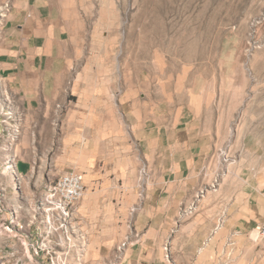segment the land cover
Returning <instances> with one entry per match:
<instances>
[{
    "label": "crops",
    "instance_id": "1",
    "mask_svg": "<svg viewBox=\"0 0 264 264\" xmlns=\"http://www.w3.org/2000/svg\"><path fill=\"white\" fill-rule=\"evenodd\" d=\"M10 4L0 81L21 116L16 169L29 177L35 162L48 164L49 183L83 175L75 219L85 264L111 261L127 240L121 264H164L166 245L195 264H264L253 233L264 217V80L234 125L239 81L223 72L235 68L231 47L219 75L160 65L134 31L109 28L103 14L90 20L71 0ZM215 156L236 160L224 188L197 201L218 177Z\"/></svg>",
    "mask_w": 264,
    "mask_h": 264
},
{
    "label": "rangeland",
    "instance_id": "2",
    "mask_svg": "<svg viewBox=\"0 0 264 264\" xmlns=\"http://www.w3.org/2000/svg\"><path fill=\"white\" fill-rule=\"evenodd\" d=\"M10 7V0H0V39ZM79 7L87 9L85 17L90 20L97 22L99 15L103 14L104 24L109 28L116 27L127 33L134 31L133 35L137 39L141 37L144 46L153 48L152 53L157 54L160 65L168 62L177 67L203 66L219 75L222 62L227 60L225 50L231 47L235 68L227 73L223 68V72L224 76H230L233 72L239 81V109L234 125L245 124L248 105L252 110L253 100L261 98L264 80V0H71L70 8ZM4 112L9 115L3 116ZM20 120L18 102L6 101L4 86L0 81V201L6 216L13 207L23 208L31 201L37 202L52 178L50 166L39 162L32 165L29 177L3 170L11 162L16 168L18 155L13 148L21 135ZM235 160L236 157L231 159ZM231 161L214 157L213 165L218 170V177L213 176L212 181L203 187L205 195H214L217 189L224 188V173L233 168ZM214 181L215 189H212ZM229 184L227 181L226 185ZM203 197L199 194L196 200H203ZM126 242L123 244L125 248ZM167 248V258L163 252L164 264H195L196 260L183 251L182 245L176 246L174 252H170L169 245ZM82 256L71 259L70 264H85ZM249 260H246V264ZM115 261L121 264L122 258L105 263L95 260V264Z\"/></svg>",
    "mask_w": 264,
    "mask_h": 264
},
{
    "label": "built area",
    "instance_id": "3",
    "mask_svg": "<svg viewBox=\"0 0 264 264\" xmlns=\"http://www.w3.org/2000/svg\"><path fill=\"white\" fill-rule=\"evenodd\" d=\"M3 170L19 175L12 162ZM140 175H144L143 170ZM211 188L215 189V181ZM84 193L83 175L72 172L46 185L37 202L31 201L23 208L13 207L7 216L0 201V238H6L0 243V264H70L71 259H79L86 246V237L77 226L75 206ZM199 194L203 197L205 192ZM253 233L255 241L264 243V217ZM10 239L14 241L12 246L6 242ZM123 247L118 248L114 259L121 260ZM164 252L167 258V246Z\"/></svg>",
    "mask_w": 264,
    "mask_h": 264
},
{
    "label": "bare ground",
    "instance_id": "4",
    "mask_svg": "<svg viewBox=\"0 0 264 264\" xmlns=\"http://www.w3.org/2000/svg\"><path fill=\"white\" fill-rule=\"evenodd\" d=\"M203 39H204V38H203ZM8 115H9V114L6 113V112L3 113V116H8ZM8 187H10V186H8ZM204 195H205V194H204ZM204 195H203V196H204Z\"/></svg>",
    "mask_w": 264,
    "mask_h": 264
}]
</instances>
